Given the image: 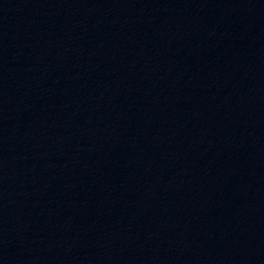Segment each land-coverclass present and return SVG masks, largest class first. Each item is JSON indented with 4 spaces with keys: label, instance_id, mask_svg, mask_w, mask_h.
I'll list each match as a JSON object with an SVG mask.
<instances>
[{
    "label": "water",
    "instance_id": "water-1",
    "mask_svg": "<svg viewBox=\"0 0 264 264\" xmlns=\"http://www.w3.org/2000/svg\"><path fill=\"white\" fill-rule=\"evenodd\" d=\"M0 264H264V0H0Z\"/></svg>",
    "mask_w": 264,
    "mask_h": 264
}]
</instances>
